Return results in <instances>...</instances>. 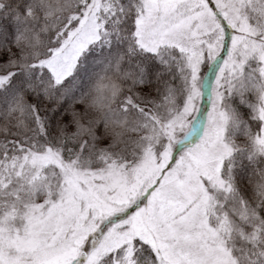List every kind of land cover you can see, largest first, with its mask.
Listing matches in <instances>:
<instances>
[{"label":"snow or ice","instance_id":"1","mask_svg":"<svg viewBox=\"0 0 264 264\" xmlns=\"http://www.w3.org/2000/svg\"><path fill=\"white\" fill-rule=\"evenodd\" d=\"M0 264H264V0H0Z\"/></svg>","mask_w":264,"mask_h":264}]
</instances>
